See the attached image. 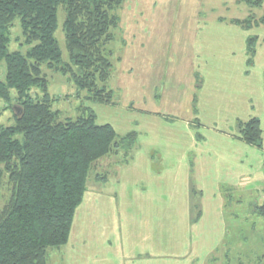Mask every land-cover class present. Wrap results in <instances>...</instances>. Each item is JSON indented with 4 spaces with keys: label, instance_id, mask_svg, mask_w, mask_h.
<instances>
[{
    "label": "rangeland",
    "instance_id": "1",
    "mask_svg": "<svg viewBox=\"0 0 264 264\" xmlns=\"http://www.w3.org/2000/svg\"><path fill=\"white\" fill-rule=\"evenodd\" d=\"M114 13L118 24L111 30L108 45L113 67L107 85L113 90L116 104L92 103L86 99V91L78 92L68 75L48 67L44 72L55 99L54 108L62 119L79 114L82 105L90 106L97 114V123H111L120 135L135 130L138 142L128 153L113 154L95 165L90 190L74 219V247L52 248L49 264H70V259L75 261L84 254L103 257L100 263L116 259L122 253L111 246L116 235L113 221L118 223L119 213L122 222L131 219L125 218L126 209L133 211L138 232L147 237L151 234L152 239L144 242L137 235L126 238L122 224L117 239L125 250L134 248L136 253L157 254L169 249L178 256L187 253L190 260L202 259L201 264H264V181L255 183L256 190L250 187L237 191L236 184L222 182V205L217 208L220 214L211 210L214 202H204L205 198L201 201L199 195L191 194L190 205L198 203L202 208L203 204L205 219L201 225L188 228L184 223L189 213L185 189L189 180L193 179L192 187L197 184L195 188L206 191L208 184L215 187L221 180H228V173L236 171V141L221 135L236 134V117L240 115L236 114V106L244 109L240 104L244 98L250 96L255 102L264 138V0H125ZM58 17L56 37L67 60L62 6ZM236 20L251 23L245 27L237 25ZM252 38L254 46L249 50ZM21 40V27L15 22L10 49H18ZM5 75L2 61L0 80ZM15 96L16 91L12 90V97ZM194 97L197 111L191 101ZM16 111L0 99V125L13 124ZM203 148L211 151V158L216 159L213 162L225 163L223 168L210 166L196 178L189 174L188 166L192 164L194 168L198 163L196 156ZM254 150L252 163L258 165L261 155L258 149ZM218 153L223 156L221 160ZM128 166V172L134 173L125 178L121 174ZM104 169L110 172V187L118 192L111 205L103 203L95 193L105 192L107 184L95 178ZM115 179L121 183L115 184ZM10 195L11 186L6 183L0 192V209ZM95 203V214L100 216L92 213ZM190 211L191 219L197 211L192 207ZM221 228L224 234L218 231ZM221 235L222 242H217ZM155 236L160 241L154 240ZM83 239L85 247H80ZM156 241L167 248L161 247L160 251L154 245ZM177 261L176 264H187L181 258Z\"/></svg>",
    "mask_w": 264,
    "mask_h": 264
},
{
    "label": "trees",
    "instance_id": "2",
    "mask_svg": "<svg viewBox=\"0 0 264 264\" xmlns=\"http://www.w3.org/2000/svg\"><path fill=\"white\" fill-rule=\"evenodd\" d=\"M124 1L0 0V62L6 68L0 99L13 111L17 107L14 123L0 125V192L6 183L11 186L10 198L0 209V264H49V251L70 240L95 165L128 153L138 142L135 130L120 135L111 123H97L90 106L82 105L79 114L62 119L44 72L48 67L68 75L92 103L116 104L107 85L113 67L108 45L118 24L114 12ZM60 6L65 10L67 60L56 37ZM15 22L22 40L11 50ZM235 23L248 27L251 22ZM253 44L254 38L249 39V50ZM193 103L197 111V98ZM237 131L246 143L264 148L258 117L239 121ZM109 174L104 169L95 178L106 184ZM191 190L195 197L198 189ZM191 206L197 211L192 218L196 222L201 207Z\"/></svg>",
    "mask_w": 264,
    "mask_h": 264
},
{
    "label": "crops",
    "instance_id": "3",
    "mask_svg": "<svg viewBox=\"0 0 264 264\" xmlns=\"http://www.w3.org/2000/svg\"><path fill=\"white\" fill-rule=\"evenodd\" d=\"M264 90V89H263ZM238 99V97H236ZM191 101L193 102V99H191ZM205 101L208 103V100L205 99ZM214 103V101H213ZM254 101L251 99V97H247V98H244V100H241L240 101V104H243L244 105V109H240L239 106H236V111L238 110V112H236V114H240L236 117V134H233L232 133H223L221 136H225V137H230L232 139H234L236 141V171L235 172H230L228 173L227 175V178L228 180H221L220 183L218 185H216L215 187H210V185L208 184L207 186V190H201L200 187H197L198 189V193L196 195H199V198H201V201L204 199V202H206V200H210L214 203H212V205H210V208L211 210H215L217 212V214H220L219 211H217V208L219 209L222 205V193H221V188H220V184H222V182L226 181V183H230V184H236V191L241 189L243 190L244 188L248 189L250 187L254 188L256 190V185L261 182V181H264V148H259L257 146H253V145H250L248 143H246L245 141H243L239 135H238V131H237V124L239 121H247L249 120L250 118H253V117H257L258 115H256V109L254 108ZM193 107V106H192ZM223 108H225V106H223ZM243 113L246 114V117L245 118H242L241 115H243ZM153 114L155 115H158L159 112H156ZM217 138V136H216ZM204 141H205V138H204ZM251 147V148H249ZM258 149L259 150V153H260V160L261 162L256 165L252 163V160H253V155H254V149ZM256 153V152H255ZM219 154V153H218ZM257 156V155H256ZM223 158V156H220L219 154V160H221ZM198 160V163L196 162V164L194 165V168H193V165H189L188 169H189V174H195V177L197 178V175L200 174V173H204L205 170L209 169L210 166L212 167H216V168H223L224 166V162H220V161H216V162H213L215 161L216 159L215 158H211V151L207 148H203L202 151L200 152V154L198 155V158L196 156V161ZM220 162V163H218ZM218 163V164H217ZM198 164V165H197ZM220 165V166H219ZM219 166V167H217ZM131 166H128L126 168H124L126 171L124 173V171H122V175H125L124 177L126 178L128 176V173H129V176H132V173H134V171H131V172H128V169L130 168ZM194 169V170H193ZM193 170V172H192ZM118 174H119V168H118V173L116 175V177H118ZM113 179V177H112ZM118 179H115L114 182L115 184H118V183H121L120 181H117ZM110 181V179H109ZM109 181L106 183L107 186L104 188L105 189V192H102V191H99V190H96L95 193H97L99 196L102 197L103 199V203H109L110 205L113 204V201L114 203L116 202L114 199H115V195L118 193L117 192V189L113 188V186L110 187L109 185ZM192 182H193V179L191 178L189 180V183H188V188L186 187V192H187V209L189 210V215L187 214V216L185 217L184 219V223L186 225V227H190V226H195V225H201V221L205 219V210L201 211L202 212V217L196 221V222H193L192 221V216H191V219H190V209H191V205H190V201H191V187H192ZM256 183V185H255ZM111 184V183H110ZM207 185V183H206ZM197 186V184L195 185ZM199 186V185H198ZM109 187V188H108ZM127 190L125 189L124 192H126ZM217 191H219V195L217 193ZM123 192V194H124ZM206 192H209L207 195H206ZM128 192H126V195H127ZM115 194V195H114ZM134 195V194H133ZM130 196V195H129ZM185 198H186V195H184ZM213 196V197H212ZM185 198H182V202L183 204L182 205H185ZM214 198H217V199H214ZM123 199V196H121V200ZM129 199V197H128ZM98 200L96 199L95 202H97ZM221 202V203H220ZM220 205V207H219ZM97 204L95 203L94 204V209H91L92 210V213L95 214L97 211ZM202 208H203V204H202ZM201 208V209H202ZM204 209V208H203ZM129 209H126L125 210V218H130L131 216V219H127V221L124 223L122 222V215L121 213H119L118 215V223L115 224L114 221H113V228L112 230L114 231L116 229V235L114 237V232L112 231V235L114 237L113 239V247H118V250H119V253H122L120 256H118L116 259H110L111 261H105V262H101L103 259H100V258H103V257H100V256H97L96 255H86L85 257V254L84 255H80L78 256V258H76V260L72 261L70 259V264H83V261L85 262V264L87 262H91L92 264H136L138 261H142V262H146V264H176L178 261L179 258L181 259H184L187 264H201V260H190L189 259V256L187 253H183V255L181 256H178V255H174V254H171V251L169 249H163L166 251V253H154V254H144V253H136L134 251V248L131 250V251H128V250H125L122 246L123 244H120L121 243V240L117 239V236L118 234L122 231V224H124V229L126 228V233L125 236L126 238L128 236H130L129 238L131 239H134V237H136L137 235V238H141V240H147V239H152L151 237V234H149V236H145L144 234H141L138 232V229H137V226H136V222H135V217H132L133 216V211H128ZM187 210V211H188ZM127 213H128V216H127ZM101 214H95V216H100ZM112 216H116V215H112ZM113 217V218H114ZM218 219H219V216H218ZM115 222H116V219L114 218ZM78 221V220H76ZM75 225L77 226V222L74 223V230L72 229L73 231V235L72 237H70V240L69 242L65 245L67 246L69 249H72L70 246L74 247V245L71 243L72 240L75 239V235L77 234L76 232V228H75ZM115 225V226H114ZM224 227V226H223ZM137 229V231H136ZM225 230V228H224ZM96 231V229H95ZM218 231H223L222 228L219 229ZM118 232V233H117ZM222 234H224L222 232ZM74 236V237H73ZM224 236V235H223ZM222 235L220 236L219 240L217 242H222V239L224 238ZM108 239V238H106ZM154 240H159V238H157L156 236L153 237ZM128 240V239H127ZM153 240V241H154ZM156 241V243L154 245L158 246L159 250L162 248H167L165 246V244L162 243V246L161 244H159L158 242ZM160 241V240H159ZM83 242L82 244L84 245H81L80 247H85V241L83 239ZM111 242V241H110ZM143 242V241H142ZM155 242V241H154ZM112 244V243H111ZM117 244V245H116ZM215 249V248H214ZM218 249V248H217ZM125 250V251H124ZM162 250V249H161ZM160 250V251H161ZM70 252V251H69ZM126 252V254H125ZM174 253V252H173ZM181 254V253H180ZM177 261V262H176Z\"/></svg>",
    "mask_w": 264,
    "mask_h": 264
}]
</instances>
